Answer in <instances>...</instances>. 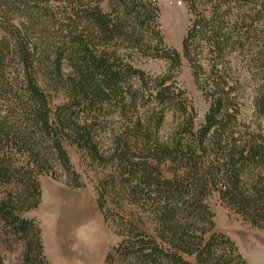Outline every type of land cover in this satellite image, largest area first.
<instances>
[{
	"label": "trees",
	"instance_id": "1",
	"mask_svg": "<svg viewBox=\"0 0 264 264\" xmlns=\"http://www.w3.org/2000/svg\"><path fill=\"white\" fill-rule=\"evenodd\" d=\"M100 1L0 0L2 230L24 241L23 264H49L39 227L20 213L38 206L39 176L55 165L75 175L69 143L113 169L95 189L120 238L104 264H246L215 231L208 198L264 229V131L237 122L246 100L264 119V87L245 97L236 72L237 58L250 56L264 79V0H184L180 52L163 42L155 1L108 0L107 12ZM141 58L163 59L166 74L146 75ZM182 61L208 104L197 125L172 80ZM113 115L123 124L110 130ZM105 193L121 198L109 207Z\"/></svg>",
	"mask_w": 264,
	"mask_h": 264
},
{
	"label": "rangeland",
	"instance_id": "2",
	"mask_svg": "<svg viewBox=\"0 0 264 264\" xmlns=\"http://www.w3.org/2000/svg\"><path fill=\"white\" fill-rule=\"evenodd\" d=\"M160 9V33L164 44L180 52L181 41L190 24V12L184 0H153ZM100 7L109 11L108 0H101ZM2 36L0 30V37ZM130 54L129 49H122ZM245 58L242 62L239 59ZM236 72L240 75V83L245 97L264 87V79L258 74V64L253 57L242 55L237 58ZM137 67L146 75L157 77L165 75L168 64L163 59L141 58L136 61ZM242 79V80H241ZM177 86L186 94L189 103L196 111L195 124L204 120L208 104L194 84L191 70L185 61L173 74ZM247 99V98H246ZM241 125L259 124L264 131V119L255 115L250 101L246 100L241 107ZM109 129H117L123 121L113 115L109 120ZM173 128V117L169 113L160 126L158 135L164 139ZM100 137L105 144L109 143V131ZM71 170L76 175L66 172L55 165L52 173L38 177L41 197L36 208L20 213L22 218L33 220L41 231L44 254L49 264H104L107 251L116 246L120 238L114 228L103 220L96 204V188L107 175L112 174V167L103 168L92 163L76 146L64 143ZM76 177V178H75ZM75 181L79 185L75 186ZM10 188L0 185V200L6 197ZM107 197V205L112 207L114 200L121 198ZM116 196V195H114ZM116 199V200H117ZM115 200V201H116ZM213 213L215 231L228 236L236 245L246 264H264V229H259L245 222L241 217L229 210L213 194L208 198ZM114 217H117L113 212ZM24 241L6 234L0 224V259L2 264H23Z\"/></svg>",
	"mask_w": 264,
	"mask_h": 264
}]
</instances>
